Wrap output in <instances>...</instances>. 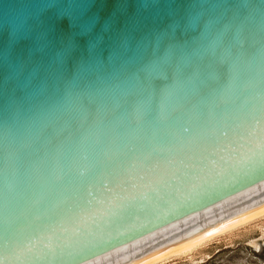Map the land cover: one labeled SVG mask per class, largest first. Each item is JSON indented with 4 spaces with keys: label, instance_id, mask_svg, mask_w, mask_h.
<instances>
[{
    "label": "water",
    "instance_id": "water-1",
    "mask_svg": "<svg viewBox=\"0 0 264 264\" xmlns=\"http://www.w3.org/2000/svg\"><path fill=\"white\" fill-rule=\"evenodd\" d=\"M65 19L86 29L112 22L125 29L150 22L151 29L113 34L99 55L89 53L68 72ZM225 47L243 58L257 91L264 88V0H0V252L6 238L27 235L19 230L36 214L34 201L43 200L40 213L49 210L68 194L76 169L97 174L106 154L127 150L129 136L114 131L115 120L92 121L101 104L97 89H107L104 107H118L126 118L140 105H157L162 72L180 67L186 81L193 67L215 68ZM192 95L188 84L177 91L178 98ZM60 170L64 186L55 183ZM262 214L264 184L239 186L153 217L147 230L137 224L95 264H153Z\"/></svg>",
    "mask_w": 264,
    "mask_h": 264
},
{
    "label": "snow or ice",
    "instance_id": "snow-or-ice-1",
    "mask_svg": "<svg viewBox=\"0 0 264 264\" xmlns=\"http://www.w3.org/2000/svg\"><path fill=\"white\" fill-rule=\"evenodd\" d=\"M60 24L68 72L89 53L99 55L113 34L151 29L150 22L127 29L115 22L89 29L73 27L67 19ZM247 68L225 47L215 68L193 67L186 81L180 79V67L165 70L157 105H140L126 118L118 107L105 108L107 89H97L101 104L92 121L115 120L114 131L123 128L129 136L127 150L106 154L107 166L97 174L87 166L76 169L75 182L64 188L68 194L49 210L40 213L43 200L34 201L36 214L27 229L19 230L27 235L5 239L0 264H95L137 224L147 230L144 222L163 213L221 198L239 186L264 184V88L257 91ZM184 84L192 86L190 98L177 97ZM237 107L249 111L234 116L230 110ZM143 142L152 150L140 151L137 144ZM67 180L63 170L55 175L57 185ZM161 189L167 190L164 195Z\"/></svg>",
    "mask_w": 264,
    "mask_h": 264
},
{
    "label": "rangeland",
    "instance_id": "rangeland-1",
    "mask_svg": "<svg viewBox=\"0 0 264 264\" xmlns=\"http://www.w3.org/2000/svg\"><path fill=\"white\" fill-rule=\"evenodd\" d=\"M163 264H264V217Z\"/></svg>",
    "mask_w": 264,
    "mask_h": 264
},
{
    "label": "bare ground",
    "instance_id": "bare-ground-1",
    "mask_svg": "<svg viewBox=\"0 0 264 264\" xmlns=\"http://www.w3.org/2000/svg\"><path fill=\"white\" fill-rule=\"evenodd\" d=\"M262 217H264V214H262V215H260V216H258V217H256V218H253V219H251V220H249V221H247V222H244V223H242V224H240V225H238V226H235V227H233V228H231V229H229V230H227V231H224V232H222V233H220V234H218V235H215V236H213V237H211V238H209V239H206V240H204V241H202V242H200V243H198V244H195V245H193V246H191V247H189V248H186V249H184V250H182V251H180V252H177V253H175V254H173V255H171V256H168V257H166V258H164V259H162V260H159V261H157V262H155V263H153V264H163V262H166V261H168V260H171V261L175 260V259H174L175 257L185 256V255L192 254V253H194L195 251H197L201 246L205 245L206 243L210 242L211 240L215 239L216 237L221 236V235H224V234H226V233H230V232H232V231L238 229L239 227H241V226H243V225H246V224H249V223H251V222H253V221L257 220V219H260V218H262ZM172 259H173V260H172Z\"/></svg>",
    "mask_w": 264,
    "mask_h": 264
}]
</instances>
